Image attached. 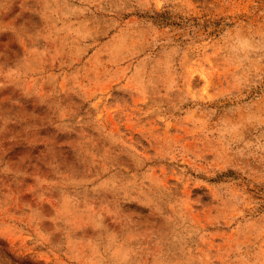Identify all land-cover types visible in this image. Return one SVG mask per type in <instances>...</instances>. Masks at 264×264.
I'll list each match as a JSON object with an SVG mask.
<instances>
[{"label":"clouds","instance_id":"obj_1","mask_svg":"<svg viewBox=\"0 0 264 264\" xmlns=\"http://www.w3.org/2000/svg\"><path fill=\"white\" fill-rule=\"evenodd\" d=\"M0 264H264V0H0Z\"/></svg>","mask_w":264,"mask_h":264}]
</instances>
